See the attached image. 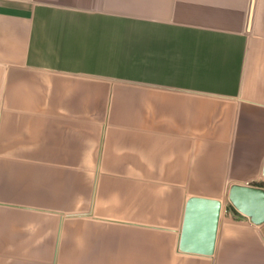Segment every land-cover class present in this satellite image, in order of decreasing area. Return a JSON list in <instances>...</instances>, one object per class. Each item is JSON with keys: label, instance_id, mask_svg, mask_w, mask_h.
<instances>
[{"label": "crops", "instance_id": "1", "mask_svg": "<svg viewBox=\"0 0 264 264\" xmlns=\"http://www.w3.org/2000/svg\"><path fill=\"white\" fill-rule=\"evenodd\" d=\"M239 186H264V0H0V264H264Z\"/></svg>", "mask_w": 264, "mask_h": 264}, {"label": "water", "instance_id": "2", "mask_svg": "<svg viewBox=\"0 0 264 264\" xmlns=\"http://www.w3.org/2000/svg\"><path fill=\"white\" fill-rule=\"evenodd\" d=\"M252 194L264 199V190L256 187L239 186L233 190L232 199L235 203L236 208L243 214L250 216L254 214V210L249 209L243 201V195ZM243 202V203H242ZM212 204L215 206V213L213 216V229L210 243L207 246L196 244L193 238L194 227H195V213L197 208L204 207L205 205ZM219 214V203L216 201H209L207 199H193L188 205L187 218L185 222V229L183 234L182 249L199 252V253H212L215 239V230L217 226V219Z\"/></svg>", "mask_w": 264, "mask_h": 264}, {"label": "built area", "instance_id": "3", "mask_svg": "<svg viewBox=\"0 0 264 264\" xmlns=\"http://www.w3.org/2000/svg\"><path fill=\"white\" fill-rule=\"evenodd\" d=\"M256 188H260V189H263L264 190V186H262V187H256ZM242 213V212H241ZM243 214V213H242ZM243 215H245V214H243Z\"/></svg>", "mask_w": 264, "mask_h": 264}]
</instances>
